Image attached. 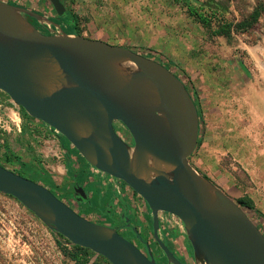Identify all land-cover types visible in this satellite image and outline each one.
I'll return each mask as SVG.
<instances>
[{"label": "water", "instance_id": "obj_1", "mask_svg": "<svg viewBox=\"0 0 264 264\" xmlns=\"http://www.w3.org/2000/svg\"><path fill=\"white\" fill-rule=\"evenodd\" d=\"M48 2L58 17L66 15L61 0ZM25 16L58 30L43 34ZM0 92L145 202L167 264L183 263L159 237V213L181 223L192 252L187 263L264 264L262 232L189 162L199 140L197 109L184 83L160 63L65 33L36 12L0 0ZM114 123L124 127L131 145ZM0 193L109 264H158L116 229L78 215L49 189L1 165ZM74 194L86 199L81 187Z\"/></svg>", "mask_w": 264, "mask_h": 264}, {"label": "rangeland", "instance_id": "obj_2", "mask_svg": "<svg viewBox=\"0 0 264 264\" xmlns=\"http://www.w3.org/2000/svg\"><path fill=\"white\" fill-rule=\"evenodd\" d=\"M2 1L11 5L12 2L31 3L29 0ZM61 1L76 16L81 36L129 48L180 78L198 105V139L200 136L203 139L198 140V150L188 158L189 162L193 166L202 152L208 150L205 160L197 163L198 171L233 201L241 197L250 199L263 217L251 211L246 214L264 235V12L245 32L232 30L229 39L212 35L218 23L236 24L264 5V0ZM184 1L209 16V30L189 17ZM38 9L37 14L60 25L65 33H74L73 23L66 15L58 17L50 4L38 3ZM34 24L43 29L38 21ZM113 125L116 134L130 144L127 131L118 128L116 123ZM59 136L36 120L23 119L19 108L0 95V164L49 189L78 215L94 211L100 225L117 229L122 237L129 238L121 227L113 224L109 214L101 213L94 206L79 207L83 199L78 200L75 188L63 183L64 176L59 174L57 166L61 167L64 162L74 165L77 161L79 172L88 173L86 179L91 183L121 182L94 170L85 161L78 162L75 150L67 146L65 159ZM203 143L205 146L201 147ZM4 145L26 166L19 168L8 163ZM93 173L95 176L91 177ZM50 176L55 177V185L59 184L60 189L49 185ZM149 220L151 215L147 213L146 221L151 226ZM178 232L184 234L181 224ZM130 235L135 237L132 242L139 250L156 263H162L163 253L150 233L147 240L136 238L133 232ZM56 241V236L34 215L0 193V264H74L63 254L64 242L61 240L60 247ZM186 245L192 257L187 241ZM172 253L182 260L180 254ZM93 260L94 256L88 264Z\"/></svg>", "mask_w": 264, "mask_h": 264}, {"label": "crops", "instance_id": "obj_3", "mask_svg": "<svg viewBox=\"0 0 264 264\" xmlns=\"http://www.w3.org/2000/svg\"><path fill=\"white\" fill-rule=\"evenodd\" d=\"M29 1H31V3H28L27 5L12 1H10V3L12 2V4L15 6H20L23 8L25 7L37 13H39L38 3L42 2L43 6H45L46 4L47 5L50 4L47 0H29ZM201 140L203 141V139H201L200 136L199 141ZM203 146H205L204 143L202 144L201 147ZM197 150L198 147L196 148L195 151L197 152ZM198 154L201 153H199L198 151ZM208 155H209L208 150L207 153H205V151L202 152L201 156L199 155L200 157L196 159L197 160L196 162L201 164V162L205 160L204 156H208ZM76 160H78V162L80 161L79 158ZM197 163L193 164V166L199 170ZM67 164H68L67 162H64L61 167L57 166V169L59 171V174H63L64 176L63 183H66L68 188L72 187L74 184H77L85 190L86 199L79 201L80 202L79 207H81L82 209H85L86 206H94L99 208L98 211H100L101 213L109 214L112 217L113 224L115 226L121 227L122 222L125 220L126 227H121L122 230H126L127 228L129 229L132 228V232L136 236H138V234L141 233L140 228L138 227L139 225L142 227L143 230L146 227H148V222L146 221V218H147V213H149L150 216V211H148L149 209L144 203V201H142L137 195H135L128 187H126L122 183H117L116 185L105 182L91 183L89 179H86L88 173H86L83 170L79 172L77 161L74 163V165L72 164L73 166L69 165L71 169V173L67 174L66 172ZM82 174H84L85 177L82 176ZM94 176L95 174L93 173V176L91 177ZM54 178L55 177L50 176V180L48 181L49 185H51L53 189H58V188L60 189L61 186L59 184L55 185V183L57 182L55 181ZM93 212L94 211H90V212L85 211L83 217H85L91 222L98 223L97 216ZM91 215L94 216V218H92ZM129 219L131 221H129ZM178 229H179V225L170 221L165 229L166 232L165 241L171 247L172 251L177 252V254H180V256L187 255L189 254V249L187 248L186 245L187 239L185 233L182 235L180 232H178ZM126 234L129 235V233ZM188 257H190V255Z\"/></svg>", "mask_w": 264, "mask_h": 264}, {"label": "trees", "instance_id": "obj_4", "mask_svg": "<svg viewBox=\"0 0 264 264\" xmlns=\"http://www.w3.org/2000/svg\"><path fill=\"white\" fill-rule=\"evenodd\" d=\"M182 4H183V6L186 7V10H187V13H188L189 17H192L203 28L208 29V30L211 28V25H210L211 22H210V18H209L208 15L200 13L197 10V8L195 6H193L190 2L184 1V2H182ZM263 12H264V5H261V6H258L257 8H255L247 17L243 18L241 21H239L236 24H232V23H229V22L218 23L216 29L212 31V35L220 36V37H224L226 39H229L231 37L232 30H235V31H238V32H245L248 29L252 28L256 24V22L258 21L260 15ZM66 16H67L69 22L73 23V26H72L73 30H74L73 34L81 35V33L78 31V28H77L78 20H77L76 16H74L73 14L68 12L67 10H66ZM0 95L4 96L6 99H8V97L5 94H3L2 92H0ZM193 102H194V105L196 106L198 117H199L200 112H199V109H198V105H197L195 100H193ZM19 111H20V115H21V117L23 119H26L27 121L33 120L32 118H30V117H28L26 115V113L23 111V109L19 108ZM50 131H52V130H50ZM59 140H60V146H61V148L64 149V151L66 150V146L70 147L71 149H73L70 146V144L62 136H59ZM198 145H199V141L197 142V146ZM2 148H3L4 153H5V160L8 163L16 164L17 166H19V168L26 166V164H22L20 162V158L19 157H17L16 155L12 154L9 151V149L7 148L6 145H4ZM73 150H75V149H73ZM75 154H76L77 158H79L80 160L84 161L82 159V157L76 151H75ZM67 155H68V153L66 154V156ZM67 167L68 168L66 169V172H67V174H70L71 173V169H70V167L68 165H67ZM14 172L19 174V175H21L20 172H17V171H14ZM8 197H10V196H8ZM10 198H12V197H10ZM234 201L245 211V213L247 211H251V212L255 213L258 217H261V218L263 217L255 209V207H254V205H253V203H252V201L250 199H248L246 197H241V198H238V199H236ZM129 221H131V220L129 219ZM149 222L151 224V220H149ZM121 227H126V221L125 220L122 222ZM150 229H151V226H150ZM54 236H56V238H57L56 243L60 247H61L62 242H64V244H67V245L70 246L69 249L67 247H65V246L62 247V251H63L64 256H66L68 259L73 261L74 264H88L89 261H90V258H92L93 256H94V260H93V262L91 264H109L108 261L105 260L103 257L94 255V253H92L90 250L82 248V247L74 246V245L68 243V241L65 240L63 237H61L60 235L54 234ZM124 238L129 240V238H126V237H124ZM61 240H62V242H61ZM163 242L170 249V246L167 244V242L165 240H163Z\"/></svg>", "mask_w": 264, "mask_h": 264}, {"label": "flooded vegetation", "instance_id": "obj_5", "mask_svg": "<svg viewBox=\"0 0 264 264\" xmlns=\"http://www.w3.org/2000/svg\"><path fill=\"white\" fill-rule=\"evenodd\" d=\"M51 6V5H50ZM35 12V11H34ZM26 17V19L29 21V22H31L38 30H39V28L34 24V19L33 18H30V17H28V16H25ZM42 27H43V29H40L39 31L41 32V33H43V34H49L51 31H57L58 29H57V27H52V26H50V25H46V24H42ZM59 27H60V29H61V26L59 25ZM62 30V29H61ZM63 31V30H62ZM173 73V72H172ZM175 74V73H174ZM179 78V77H178ZM180 79V78H179ZM47 130H48V128H47ZM132 143H131V139H130V145H131ZM68 153V152H65L64 151V149H63V155H64V157H65V159H66V154ZM110 177V176H109ZM112 178V177H111ZM114 179V178H113ZM117 180V179H116ZM119 181V180H118ZM121 182V181H120ZM123 185H125L123 182H121ZM126 186V185H125ZM73 187L74 188H76V187H80L79 185H77V184H74L73 185ZM127 187V186H126ZM129 188V187H128ZM130 189V188H129ZM131 190V189H130ZM132 191V190H131ZM133 192V191H132ZM134 193V192H133ZM135 194V193H134ZM136 195V194H135ZM138 196V195H137ZM139 197V196H138ZM140 198V197H139ZM141 199V198H140ZM84 200V199H83ZM142 200V199H141ZM82 201V200H81ZM143 201V200H142ZM145 203V202H144ZM139 228H140V231H141V233L140 234H138V236H136L135 234V236H136V238H138V237H143L144 239H146L147 240V233H150V235L149 236H151V238H153L152 237V235H151V230L152 229H150V225H148V227H146L144 230L142 229V227L139 225L138 226ZM124 232H126V233H129V240L128 241H130L131 243H133L132 242V238H135V237H132L131 235H130V232H132V228L131 229H129V228H127L126 230H123ZM146 236V237H145ZM165 236H166V232L165 231H162L161 229H160V226H159V237L162 239V241L163 240H165ZM171 248V247H170ZM171 251V250H170ZM172 252V251H171ZM162 255V254H161ZM173 255H174V257L177 259V260H179L181 263H183V264H187L186 263V259H189V254H187V255H183V256H180L181 258H182V260L184 261H182L180 258H179V255L178 256H176L174 253H173ZM190 258H191V256H190ZM161 264H167V262H166V258H165V256H164V254L162 255V263Z\"/></svg>", "mask_w": 264, "mask_h": 264}, {"label": "built area", "instance_id": "obj_6", "mask_svg": "<svg viewBox=\"0 0 264 264\" xmlns=\"http://www.w3.org/2000/svg\"><path fill=\"white\" fill-rule=\"evenodd\" d=\"M116 125L118 126V128H120L121 130H125L124 127L120 124V123H116ZM47 128V127H46ZM48 130H51L48 128ZM158 221H159V226H160V229L162 231H165L166 229V226L169 224L170 221L178 224L180 226V222L174 218L173 216L171 215H168V214H165V213H159L158 214ZM65 247H67L68 249L70 248L69 245L67 244H64ZM186 261H188V259H186Z\"/></svg>", "mask_w": 264, "mask_h": 264}]
</instances>
